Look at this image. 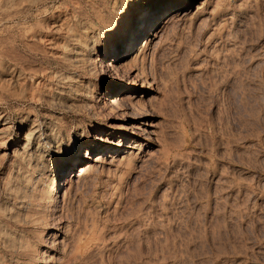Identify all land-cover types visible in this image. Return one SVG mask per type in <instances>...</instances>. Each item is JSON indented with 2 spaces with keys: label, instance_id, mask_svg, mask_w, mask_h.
<instances>
[{
  "label": "rangeland",
  "instance_id": "rangeland-1",
  "mask_svg": "<svg viewBox=\"0 0 264 264\" xmlns=\"http://www.w3.org/2000/svg\"><path fill=\"white\" fill-rule=\"evenodd\" d=\"M257 154L264 0H0V264H264Z\"/></svg>",
  "mask_w": 264,
  "mask_h": 264
},
{
  "label": "bare ground",
  "instance_id": "bare-ground-1",
  "mask_svg": "<svg viewBox=\"0 0 264 264\" xmlns=\"http://www.w3.org/2000/svg\"><path fill=\"white\" fill-rule=\"evenodd\" d=\"M157 1V0H156ZM147 4V3H146ZM161 6V5H160ZM183 6V4H178L177 5V9L176 10H179L181 7ZM165 7V6H164ZM162 9V8H161ZM140 10H143V9H140ZM144 11V10H143ZM150 15L152 16V17H157V18H160V12H159V8H158V6H156L155 7V9H152V11H150ZM146 16H148V15H146ZM147 18V17H146ZM135 20H136V26H135V33L137 34V35H142L144 32H145V30H146V28H147V26H148V22H146V20L147 19H145L143 16H136L135 17ZM154 20V19H153ZM156 21V20H155ZM158 21H159V19H158ZM135 25V24H134ZM150 29V28H149ZM130 30V29H129ZM128 33V32H127ZM151 33V32H150ZM131 35V34H130ZM129 34L128 35H126V36H118L117 37V40H119V43H121V41H123L124 40V42L125 43H127V44H131V42L133 41V38H134V33L130 36ZM152 35H157V32H154V33H152ZM123 37V38H122ZM121 39H123V40H121ZM137 39V38H136ZM135 39V40H136ZM147 40L144 42V44H143V46H145V45H147L148 44V42L151 40V38H146ZM16 41V40H15ZM125 43L123 44L122 43V45L120 46V47H124L125 46ZM133 47V46H132ZM127 49V48H126ZM114 50H115V48L111 45V46H109L106 50H104V52H103V57H109L108 58V60H106V62H110L111 61V58L112 57H110L111 55L112 56H116L115 58L116 59H114V61L115 60H119V61H121V53H117V52H114ZM142 50V48H137V51H141ZM92 53V52H91ZM141 53V52H140ZM135 56H137V55H135ZM102 58V57H101ZM101 58H99L98 59V61L101 59ZM103 59V58H102ZM107 66H112V64H111V62L107 65ZM121 67V66H120ZM111 69V68H110ZM116 73V72H115ZM119 73V72H118ZM140 80V79H139ZM134 83L132 84V85H130V86H126V84H124L123 82L121 83V85H120V87H122V88H128L129 90H130V92L129 93H134V94H130V95H136L137 96V93L139 92V91H143V92H147V91H150L151 90V87H149V86H147V87H139L138 85H137V83H135L136 81H133ZM119 85H116L115 83H113L112 82V84H110V86L108 87V91H106L105 93L106 94H108V93H113V92H115L116 90H117V87H118ZM128 93V94H129ZM128 94H124V95H117L115 98H114V100L112 101V105H114V106H116V107H122L123 106V104H125V100H127V98H128V100H130L129 98H130V96H127ZM143 96V95H142ZM133 97H135V96H133ZM132 97V98H133ZM142 98V97H141ZM125 101V102H124ZM134 101V100H133ZM131 102V105H132V100L130 101ZM133 106V105H132ZM132 108V107H131ZM133 109V108H132ZM135 114V113H134ZM136 114H138V115H133L134 116V118H140V117H142V114L143 113H141V112H136ZM3 127V126H2ZM1 127V128H2ZM3 129V128H2ZM138 131V130H137ZM139 131H141V133H140V135L141 134H144V132H146L147 131V129H145V128H141ZM151 131V130H150ZM120 147L121 146H117V145H115V146H111V145H108V144H100V143H94V144H92V145H90V146H88V150H87V152H86V154L84 155V158H83V160H85V159H89V158H93V159H95L94 157H93V155H95V154H97V152L99 153V152H104V150L106 151V150H115V151H113L111 154H117V153H119L120 151ZM96 152V153H95ZM96 157V156H95ZM240 162H242L243 164H245L249 169L250 168H252V170L254 169L256 172H259L262 176H264V161H261V159H260V157L258 156V154L251 160V158H249V157H245V156H243L242 157V159H241V161ZM88 166H89V164L88 163H86V164H84V165H81L80 167H79V172H78V174L76 173V176L78 175H81L82 173L84 174V173H86L87 172V170H88ZM60 170V171H59ZM58 170V173H57V178H58V180L57 181H54V186L57 184V185H59V183L61 182V177H62V174H63V169H59ZM58 189V188H57ZM56 192L57 191H55V189H53V191H52V195L53 194H56ZM56 197H57V195H55Z\"/></svg>",
  "mask_w": 264,
  "mask_h": 264
}]
</instances>
